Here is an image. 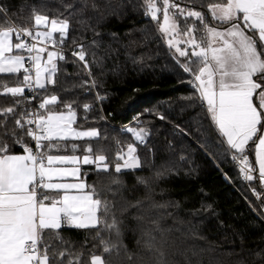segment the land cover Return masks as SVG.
<instances>
[{
  "label": "trees",
  "instance_id": "trees-1",
  "mask_svg": "<svg viewBox=\"0 0 264 264\" xmlns=\"http://www.w3.org/2000/svg\"><path fill=\"white\" fill-rule=\"evenodd\" d=\"M92 2L89 0V4ZM94 2L95 10L89 7L82 15L77 13L70 18L64 43L69 54L56 62V84L37 90L36 98L23 108L30 111L43 98L55 94V110L65 112L64 105L72 104L77 114L74 127L93 128L100 133L99 138L68 140L67 149L53 150L54 155L83 156L90 144L94 151L104 148L112 160L120 148L126 152L134 140L131 133L122 129L129 126L148 132L146 146L136 145L141 168L120 174L115 173L114 167L109 173L100 174L92 171L94 165L80 168L86 184L98 189L111 186L113 191H106L105 195L118 209L142 201L139 209L130 207L123 214L117 211L123 247L118 255L113 252L105 256L108 264H157V254L149 251L145 243V233L149 231L156 237L155 245L164 253L166 264H264V194L257 180L243 179L232 159L233 151L221 144L204 104L198 99H186L197 94L189 84L191 77L181 67L185 58L177 63L171 55L156 22L144 15V0ZM176 2L204 11L209 23H215L206 7H201L211 0ZM63 3L0 0V8L5 10L0 20L9 26L30 28L34 9L49 16L68 15ZM73 39L76 44H72ZM79 45L86 52L88 68L72 55L79 51ZM17 79L15 75H0V82L10 87L16 86ZM93 80L95 87L89 84ZM29 95L26 89L25 96ZM13 100L0 95V108L12 106ZM85 104L91 106L89 111H85ZM137 119L139 123H133ZM13 125L10 119L8 127ZM8 143L12 144L10 139ZM72 144L79 146L75 153L71 151ZM251 148L249 158L253 162V145ZM11 151L23 154L18 145H12ZM116 176L120 185L112 184ZM138 178L147 180L151 190L138 183ZM251 189L258 191L257 200L252 198ZM61 235L66 244L51 236L45 237V243L52 244L57 253L67 248L70 256L64 257L65 264L81 253L80 264H88L92 252L101 254L94 230L64 228Z\"/></svg>",
  "mask_w": 264,
  "mask_h": 264
},
{
  "label": "snow or ice",
  "instance_id": "snow-or-ice-1",
  "mask_svg": "<svg viewBox=\"0 0 264 264\" xmlns=\"http://www.w3.org/2000/svg\"><path fill=\"white\" fill-rule=\"evenodd\" d=\"M144 3V15L156 22L161 39L175 50L177 63L185 58L181 67L191 77L189 84L197 94L186 99H198L202 106L206 102L210 119L221 137H226L229 149L234 150L233 159L243 165L240 169L243 179L259 180L264 185V0H211L201 5L215 22L211 24L204 11L181 7L176 0H144ZM63 7L68 15L49 16L34 9L30 28L12 27L0 20V74L18 77L16 86L0 82V95L14 98L12 106L0 108V264H65L64 257L70 256L67 248L57 253L52 244L45 243V237L51 236L66 244L61 235L64 228L94 230V239L99 241L102 251L99 255L90 253L88 264H108L105 256L113 252L118 255L123 247L117 211L123 214L130 207H142V201L137 200L118 209L105 195L106 191H113L111 186L98 189L82 179L76 183L54 182V178L78 177L81 172L79 166L69 169L54 165H94L92 171L97 174L109 173L113 167L117 174L141 168L136 145L146 146L145 129L129 126L122 129L131 133L134 140L127 145L126 152L120 148L112 160L104 148L97 147L94 151L90 144L82 158L74 154L54 155L53 150L67 149L65 142L70 139L99 138L100 133L96 129H73L76 111L71 103L64 105L66 113L55 110L58 102L55 94L43 98L38 105L40 109L47 108L46 114L23 108L36 98L38 89L46 90L48 84H56L53 79L58 71L56 61L65 60L62 48L48 51L46 44L62 46L68 39L70 18L77 13L82 15L89 7L95 10L97 5L94 0L91 4L89 0H71L63 3ZM4 11L0 8V16ZM56 33L59 35L54 38ZM72 44H76L75 39ZM78 47L79 51H73L72 55L88 68L86 52L82 45ZM45 52L47 62L42 67ZM88 75L91 76L90 70ZM91 86H96L95 80ZM26 89L29 96H25ZM254 97L259 98L258 104L254 103ZM90 108L84 105L85 111ZM10 119L14 121L11 128ZM220 142L225 143L223 139ZM12 145L20 146L23 154H14ZM251 145L258 169L249 161ZM78 148L71 145L73 153ZM256 171L258 175L254 176L252 173ZM121 183L119 176L113 177L112 184ZM138 183L151 190L144 178H138ZM51 190L57 195L50 196ZM145 235L149 251L158 256L157 264H166L164 253L155 245L156 237L150 231ZM82 255L69 258L67 264H80Z\"/></svg>",
  "mask_w": 264,
  "mask_h": 264
},
{
  "label": "crops",
  "instance_id": "crops-1",
  "mask_svg": "<svg viewBox=\"0 0 264 264\" xmlns=\"http://www.w3.org/2000/svg\"><path fill=\"white\" fill-rule=\"evenodd\" d=\"M58 33L54 34V38H57L58 37ZM13 42H14V37H13ZM45 45H38V47H44ZM46 47H47V50L48 51H55V49L53 48V46H48V44H46ZM58 61V60H57ZM56 61V62H57ZM47 62V53L45 52L44 54H42V60H41V66L43 67V65ZM26 66H29V65H26ZM0 75H10V74H0ZM32 77L33 79H35V69H34V66L32 67ZM40 90V89H38ZM254 103L258 104L259 103V98L258 97H254ZM204 106L206 107L207 109V105H206V102L204 103ZM210 116V114H209ZM215 130L217 131V133L219 134L218 132V129L217 127L214 125L213 121L211 120ZM219 136L221 137V135L219 134ZM221 139H223L225 141V145L227 146V148L229 149L227 143H226V137H221ZM83 140H86V139H83ZM231 150V149H229ZM231 151H234V150H231ZM253 164H254V167L256 169H258V165L255 163V153H254V145H253ZM68 156H71V155H68ZM82 158V156H80ZM120 163L122 164L123 161H120ZM79 166L80 168L82 166H87V165H83L82 163L79 164V165H72V164H56L54 165V167H59V168H74V167H77ZM125 171H128V170H125ZM257 175H258V171L255 172ZM82 179L81 177V173L79 174L78 177H73V176H64V177H57V178H54V182H61V183H76V182H80ZM83 180V179H82ZM84 182V180H83ZM257 184H258V187L261 191L262 194H264V185L261 184V182L259 180H257ZM87 189H85L86 191ZM49 195L50 196H56L57 195V192L55 190H51L49 191Z\"/></svg>",
  "mask_w": 264,
  "mask_h": 264
},
{
  "label": "built area",
  "instance_id": "built-area-1",
  "mask_svg": "<svg viewBox=\"0 0 264 264\" xmlns=\"http://www.w3.org/2000/svg\"><path fill=\"white\" fill-rule=\"evenodd\" d=\"M12 27H15V26H12ZM29 40H30V38H28ZM30 42H35V41H30ZM53 46V48L55 49V50H59L60 48H62L63 49V54H64V56H65V58H66V56L69 54L68 52H67V50L64 48V44L62 45V46H54V45H52V44H48V46ZM26 65H28V64H26ZM28 91V90H27ZM29 93V92H28ZM30 94V93H29ZM38 105L39 104H36L33 108H31V110L30 111H35V112H37V113H43V111H44V109H40L39 107H38ZM133 123H137V121L136 120H134L133 121ZM32 127H34V125L32 126ZM232 156V159H233V154L231 155ZM234 160V159H233ZM235 161V163H236V165H237V167H239L240 169H241V167L243 166L241 163H240V161L239 160H234ZM249 161H250V163L253 165V162H252V160L249 158ZM254 176H257V174L255 173V172H253L252 173ZM251 194H252V198H254L255 200H257L258 198H259V193H258V191L256 190V189H251Z\"/></svg>",
  "mask_w": 264,
  "mask_h": 264
},
{
  "label": "rangeland",
  "instance_id": "rangeland-1",
  "mask_svg": "<svg viewBox=\"0 0 264 264\" xmlns=\"http://www.w3.org/2000/svg\"><path fill=\"white\" fill-rule=\"evenodd\" d=\"M145 4V3H144ZM181 6V5H180ZM181 7H184V6H181ZM159 13H158V17H159ZM163 41H164V43H165V45H166V47L167 48H169L168 46H167V43H166V41L163 39ZM181 47H185V45H183V44H181L180 45ZM170 52H171V55L175 58V56H174V49H168ZM89 84L91 85L92 83L91 82H89ZM46 98H48V97H46ZM67 111H65V113H66ZM47 113V108H45V114ZM72 127H73V129H75V130H81V131H83V130H91V129H93V128H85V129H79V128H76V127H74V125H72ZM83 139H94V138H83ZM83 139H70V140H83Z\"/></svg>",
  "mask_w": 264,
  "mask_h": 264
}]
</instances>
